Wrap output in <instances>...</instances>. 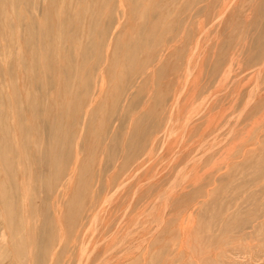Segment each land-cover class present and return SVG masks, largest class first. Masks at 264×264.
Returning a JSON list of instances; mask_svg holds the SVG:
<instances>
[{
  "label": "rangeland",
  "instance_id": "rangeland-1",
  "mask_svg": "<svg viewBox=\"0 0 264 264\" xmlns=\"http://www.w3.org/2000/svg\"><path fill=\"white\" fill-rule=\"evenodd\" d=\"M22 208L95 220L85 264H264V0H0V222Z\"/></svg>",
  "mask_w": 264,
  "mask_h": 264
},
{
  "label": "bare ground",
  "instance_id": "bare-ground-1",
  "mask_svg": "<svg viewBox=\"0 0 264 264\" xmlns=\"http://www.w3.org/2000/svg\"><path fill=\"white\" fill-rule=\"evenodd\" d=\"M170 49H171V47H170ZM167 50H169V49L167 48ZM162 57H163V55H162ZM69 174L71 175V172ZM68 178H69V176H68ZM67 183H68V179H67ZM62 188L64 189V190L62 189L63 191H60V189H59L54 194L55 199L58 200L62 195L65 194L64 192H65L66 185H64ZM11 199H12V196H11ZM94 200H96V199L94 198ZM96 201H94V203ZM91 203H90V205L92 207ZM101 203H103V202H101ZM10 204H12V203H10ZM94 206H96V205H93V208H94ZM12 208L10 207V209H12ZM104 208L101 209V210L99 208L98 211L99 212L103 211V213H104ZM99 212L96 211V214L99 213ZM94 213L95 212H93V214ZM52 214L51 215H52L53 219L56 220V222H57V226L52 225L50 223L52 217L47 215V214H46V216H44L43 220L45 221V223L43 225L39 226L37 224L38 220H34V222H30L29 223L28 219L25 216L24 208L18 209V211L17 210H10V212L7 214L6 218L4 217L5 215H3V220H1L2 223L0 222V224H1L0 225L1 226L0 229L2 228L3 231H1L0 235L2 236V238L5 236L7 238V240L8 239L9 240H8V244H6V246L3 244L5 246V248L3 246L5 251L1 252L2 254H0V255H2V258L0 259V264H6V261H8L7 262L8 264H85V255H86V252H87V246H88V243H90V241L86 242L87 239L85 237L86 236L85 231L89 230V228H92L91 226H93V227L96 226V224H94L95 220L94 221L93 220L89 221L90 225H88V228H87L86 224L85 223H81L80 221H79L80 225H78V226H76L77 224L73 225L74 222L72 221V219H71V222L73 224L72 223H69V224L65 223L64 224V219H65V217L67 215H65L62 210H59V209H58V211H54L53 210ZM69 216H71V215H69ZM100 217H101V214H100L99 218ZM91 218H92V216H91ZM96 218H97V215H96ZM68 219H69V217H68ZM94 219H95V217H94ZM92 222H93L94 225H92ZM95 223H97V222L95 221ZM91 231L93 232V229H91ZM86 233H87V236H88V231ZM102 236H100V237H102ZM93 238H95V237H93ZM98 242L101 243V241H98ZM98 242H96V244ZM0 245L2 246V244H0ZM89 245H91V244H89ZM101 245L102 244H100V246ZM1 246H0V250L2 248ZM132 247H130V249ZM117 249H118V247H117ZM130 249H127V250H130ZM128 253H131V252L129 251ZM87 257L89 259L88 258H86V259L91 261L90 256L87 255ZM89 261H87V262H89ZM107 261H109V260H107Z\"/></svg>",
  "mask_w": 264,
  "mask_h": 264
}]
</instances>
